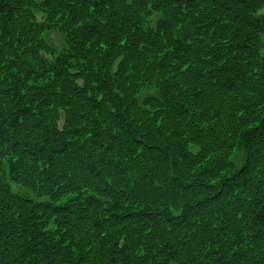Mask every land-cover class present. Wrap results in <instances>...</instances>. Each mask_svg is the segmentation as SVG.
Here are the masks:
<instances>
[{"label":"trees","instance_id":"trees-1","mask_svg":"<svg viewBox=\"0 0 264 264\" xmlns=\"http://www.w3.org/2000/svg\"><path fill=\"white\" fill-rule=\"evenodd\" d=\"M263 6L0 0V264H264Z\"/></svg>","mask_w":264,"mask_h":264},{"label":"rangeland","instance_id":"rangeland-1","mask_svg":"<svg viewBox=\"0 0 264 264\" xmlns=\"http://www.w3.org/2000/svg\"><path fill=\"white\" fill-rule=\"evenodd\" d=\"M260 12V14H262V15H264V6L263 7H261V8H259V10L257 11V14ZM37 17L38 18H40V15H37ZM49 38L52 40V42L55 44V45H58L59 44V36L57 35V34H52V35H50L49 36ZM260 41H261V50H260V54H264V32L263 33H261L260 34ZM241 89H238L237 90V92L238 91H240ZM243 90H241L240 92H242ZM208 108H213V110H215L216 111V108L214 107V106H211V107H208ZM119 142H117V144H118ZM198 143V142H197ZM199 144V143H198ZM234 155H236V157H235V159L236 160H239V159H241L242 158V155L241 154H233L232 155V158H233V156ZM21 189V190H23V191H25L23 188H21V187H18V186H16V189ZM261 194H264V189H262V191H261Z\"/></svg>","mask_w":264,"mask_h":264}]
</instances>
